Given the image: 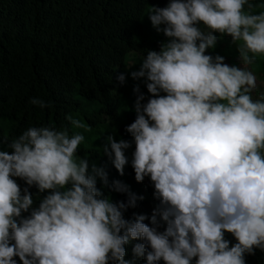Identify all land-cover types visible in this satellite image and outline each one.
I'll use <instances>...</instances> for the list:
<instances>
[{"label":"clouds","instance_id":"obj_1","mask_svg":"<svg viewBox=\"0 0 264 264\" xmlns=\"http://www.w3.org/2000/svg\"><path fill=\"white\" fill-rule=\"evenodd\" d=\"M247 6V7H245ZM264 7L249 0H169L150 7L148 19L166 40L146 50L135 81L136 118L125 129L135 143L131 166L138 183L149 177L159 201L150 218L126 220L137 197L120 181L128 203L113 202L97 188L103 169L77 155L85 137L55 126L29 127L0 150V264H130V241L146 264H246L264 252V98L254 100L256 76L229 66L214 49L230 36L241 62L264 56ZM203 25V28L201 27ZM251 53V55H250ZM123 85L125 74L116 77ZM31 104L50 108L39 98ZM76 129L84 124L68 115ZM128 141L106 136L103 153L121 176ZM49 194L38 207L29 188ZM40 196V195H39ZM41 197V196H40ZM143 199V197H139ZM30 215L23 217L22 213ZM161 222L164 231H158ZM225 233L237 241L230 246Z\"/></svg>","mask_w":264,"mask_h":264},{"label":"trees","instance_id":"obj_2","mask_svg":"<svg viewBox=\"0 0 264 264\" xmlns=\"http://www.w3.org/2000/svg\"><path fill=\"white\" fill-rule=\"evenodd\" d=\"M249 2L264 6V0ZM168 3L169 0H0V150L11 152L8 143L12 138L33 126L51 125L76 132L66 117L84 116L86 121H80L88 130L82 132L88 135L86 142L94 143L79 146L77 155L89 160V174L94 164L103 169L107 184L97 177V188L113 202L128 203L129 193L113 188L115 181L126 185L137 200L135 207L123 212L124 218L134 221L136 216L144 215V223L150 227L159 201L154 199L149 177L140 183L135 179L131 166L135 143L125 129L136 118L137 96L133 88L139 84L146 98L142 103L150 98L143 80H133L130 72L139 70L145 49L159 51L160 42L167 39L147 24V10L163 8ZM255 10L262 11L264 7ZM216 35L215 48L206 54H219L233 66L231 60L239 57L237 47L242 42L237 45L230 36ZM252 67L264 80V56H257ZM121 73L126 76L123 85L116 79ZM251 95L254 100L264 98V92L257 97ZM33 98L50 102L51 107L41 109L30 103ZM92 106L97 109L91 110ZM108 135L117 142L123 139L131 144L125 151L129 163L123 176L99 147L106 143ZM13 179L22 194L23 189L29 188L24 180ZM29 191L36 207L40 198L49 194L39 193L35 186ZM28 215L30 212L22 213L23 217ZM165 227L161 222L158 231L163 232ZM225 239L231 242L230 246L237 242L229 233H225ZM137 243L142 241H130L124 259L130 264H146L144 257L133 254ZM14 259L16 264H22L19 257ZM245 262L264 264V252L255 249L253 255H245Z\"/></svg>","mask_w":264,"mask_h":264},{"label":"rangeland","instance_id":"obj_3","mask_svg":"<svg viewBox=\"0 0 264 264\" xmlns=\"http://www.w3.org/2000/svg\"><path fill=\"white\" fill-rule=\"evenodd\" d=\"M149 12H150V11L147 10V14H148V15H149ZM145 24H146V23H145ZM147 24H149V26L152 27L150 21H148ZM147 24H146V25H147ZM238 42H239V41H238ZM236 44H237V42H236ZM237 45H238V44H237ZM238 46H239V45H238ZM231 61H233V62H234V65L237 66V67H242V68L247 67L248 70L252 71V72L254 73V75L256 76V88H255V90L252 92V94H253L254 97H257L259 94H261V93L264 92V80L261 78V75H260V74H257V73L254 71L252 65H248V66L244 65V64L241 62V60H240L239 57H238L237 59H234V58H233ZM85 108L87 109V108H89V106L86 105ZM90 109H91V110H93V109H97V106H92V107H90ZM79 117H80V118H79ZM79 117H75V119H79V120H80V119H84V120L86 121V119H85L84 116H79ZM122 119H123V118H122ZM122 119H121V120H122ZM82 130H88V128L85 127V126H84V129H83V128H80V129H76V128H75V131H76V132H79V133L83 134L84 137H85L84 141L81 143L80 146H81V147H84V146L89 147L90 145H93L94 142H92V143H90V141L86 142V136H88V135H85V134H84L85 131L82 132ZM104 145H105V144L100 143V144H99V147L103 148ZM100 154H101V153H100ZM103 154H104V153H103Z\"/></svg>","mask_w":264,"mask_h":264}]
</instances>
